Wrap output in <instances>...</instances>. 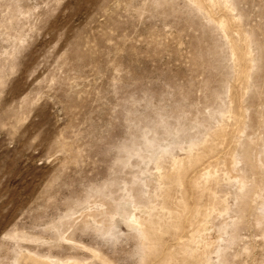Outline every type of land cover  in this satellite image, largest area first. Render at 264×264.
Returning <instances> with one entry per match:
<instances>
[{"label":"rangeland","instance_id":"rangeland-1","mask_svg":"<svg viewBox=\"0 0 264 264\" xmlns=\"http://www.w3.org/2000/svg\"><path fill=\"white\" fill-rule=\"evenodd\" d=\"M0 264H264V0H0Z\"/></svg>","mask_w":264,"mask_h":264}]
</instances>
